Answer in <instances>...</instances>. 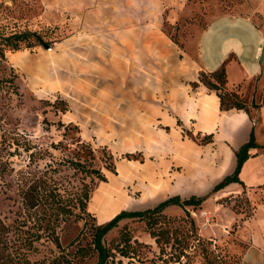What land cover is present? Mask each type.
Wrapping results in <instances>:
<instances>
[{"label": "rangeland", "instance_id": "rangeland-1", "mask_svg": "<svg viewBox=\"0 0 264 264\" xmlns=\"http://www.w3.org/2000/svg\"><path fill=\"white\" fill-rule=\"evenodd\" d=\"M163 2L167 8L158 9L157 26L153 27L156 30L154 45L143 40L144 23L130 24L131 11L118 10L121 18L115 23L75 26L69 24L67 11L57 16L58 12L51 9L49 0H0V78H8L0 80L2 153L16 169L24 167L28 161L24 147L29 141L48 148L56 158H62L70 151L62 146H51L52 142L63 140L64 129L58 125L59 121L79 125L81 138L96 150V166L107 176L106 181L97 180L89 201V210L98 224L106 223L124 209L146 210L171 196L179 195L182 199L204 196L213 187L209 183L215 180L216 169L212 165L216 164L215 158L217 165H223L229 159L234 162L229 148L217 154L215 145L205 146L208 138L196 135L191 122H172L181 105L166 87L165 69L172 66V62H179L181 48L212 18L226 13L259 11L262 1ZM135 31L142 32V41L136 48L151 56H131L134 49L129 47V39H137L138 32ZM26 33L29 35L25 38L17 37ZM38 36L51 47L46 49L39 44ZM210 81L215 83L217 79L200 72L198 80L191 82L189 93L193 100L189 113L192 115H197L202 93L215 92L205 84ZM222 91L223 94L225 91ZM225 96L224 107L235 102L230 93ZM66 104L68 110L64 112L61 109ZM201 106L218 121L214 94L204 96ZM248 109L255 115L254 107ZM199 110V124H203L204 113ZM74 132L70 129L68 133L73 135ZM179 141L185 153L179 151ZM104 147L113 155L116 173L102 160L105 158ZM9 149L14 151L11 157ZM48 160L46 156L39 164L43 166ZM199 163L208 166L198 177V188L201 189L197 190L184 180L191 177L194 168L202 166L194 165ZM151 169L158 176L170 178L171 182L161 179L150 182V177L156 174L138 175L139 172H151ZM217 169H221L220 166ZM7 179L12 180L11 177ZM90 181L88 177L87 182ZM165 194L168 195L165 197ZM228 197L224 203L246 217L255 205L264 203V186ZM118 203L125 205L106 216ZM20 209L21 202L15 190L5 192L1 189L0 215L11 227L15 225ZM186 209L190 214L173 204L165 208V216L156 219L154 227L157 230L166 228L171 232V243L165 250L149 233L145 219L121 220L118 227L105 236V242L110 247H124L129 256L114 249V264H178V259L184 264H207L203 243L210 256L218 258V264H239L241 253L233 251L230 242L236 240L243 217L227 227L230 237L215 242L203 236L200 229L202 224L205 227L220 226L215 224L217 215L210 212L204 202ZM88 221L92 223L94 219L88 218ZM58 233L62 247L43 239L35 244L37 248L28 251L31 260H39L37 264L96 263L97 252L93 249L90 225L73 220L64 224ZM79 247L84 250L77 251Z\"/></svg>", "mask_w": 264, "mask_h": 264}, {"label": "crops", "instance_id": "crops-1", "mask_svg": "<svg viewBox=\"0 0 264 264\" xmlns=\"http://www.w3.org/2000/svg\"><path fill=\"white\" fill-rule=\"evenodd\" d=\"M258 1H262L259 11L226 13L212 18L195 38L184 44L179 62L174 61L172 66L165 69L164 78L166 87H169L172 93L171 96H175L181 105L177 115L172 117V122H191L195 126L193 132L196 135L208 138L205 146L215 145L217 154H221L224 148H229L234 155V162L226 158L229 160L224 161L223 165H217L215 158L216 164H212L216 169L215 180L209 183L213 187L226 175L234 172L235 152L249 141L250 134L254 130L258 147L250 149L251 155H255L244 162L239 174L245 186L239 182H232L205 200V207L217 215L218 222L215 224L220 226L205 227L202 224L200 229L203 236L220 242L230 237L227 227L243 217V224L237 231L236 240L230 242L232 250L241 253V264H264V203L255 205L251 214L244 217L242 212L234 211L219 200L230 194L238 196L246 189H255L264 185V0ZM49 3L51 9L58 12L57 16L67 11L69 24L75 26L96 27L103 26L106 22L115 23L121 18L118 10L131 11L129 14L134 18H128L130 24L135 26L144 23L143 40L154 45L156 30L153 27L157 26L158 9L162 10V6L167 8L163 0H49ZM135 32H138L137 39H129V47L132 46L134 49L131 56L133 58L151 56L144 50L136 48V45L142 41L140 35L142 32ZM222 67L226 70L227 90L239 94L248 108L254 107L255 115L250 110L247 112L237 108H222L220 97L216 92L202 93L196 110L197 115L189 113V106L192 105L193 100L189 93V89L192 88L191 82L198 80L200 72L212 73ZM213 94L216 96L218 121L201 106L203 97H211ZM199 109L204 113L203 124H199L201 119ZM181 140L183 142V139ZM192 140L196 143L194 139ZM196 145L199 146L198 143ZM178 146L179 151L185 153L180 141ZM210 157L214 158L212 155ZM194 165L202 166L194 168L195 172L184 181L199 190L201 188H198V177L203 175L208 165L203 163ZM218 166L221 169H217ZM226 168L229 169L225 170ZM151 174L156 172L151 169V172L142 174L139 172L138 175ZM150 179V182L160 179L166 180V183L171 182L170 178L157 174Z\"/></svg>", "mask_w": 264, "mask_h": 264}, {"label": "trees", "instance_id": "trees-1", "mask_svg": "<svg viewBox=\"0 0 264 264\" xmlns=\"http://www.w3.org/2000/svg\"><path fill=\"white\" fill-rule=\"evenodd\" d=\"M28 35L29 33H26L17 35V37L22 39ZM37 39L39 44L45 43L41 36H38ZM14 48L17 49L16 46ZM202 73L212 75L217 79L215 83L210 81L205 82V84L220 97L222 108H237L248 112V105L239 94L227 90V77L224 67L212 73ZM0 80H8V78H0ZM222 90L225 91L223 94L221 93ZM227 92L230 93L235 102L224 107L225 93ZM253 105L257 106L255 103ZM61 110L66 112L68 105L66 104ZM45 120L49 122L47 119ZM58 125L64 129L63 140L58 143L52 142L51 146L54 148L62 146L70 151L69 155L62 158H56L48 148L40 147L29 141L24 147L28 153V161L24 167L16 169L11 164L9 157L5 158L2 153L3 149L0 147V190L3 189L5 192L15 190L21 202V209L17 212L18 217L13 227L8 225L0 215V264H37L40 261L31 260L28 251L37 248L35 244L43 239H49L61 248L58 230L73 220L84 221V225L91 226L92 245L97 252L95 264H114L116 258L114 249L124 256H129L124 247H120V245L110 247L105 242V236L118 227L120 221L125 218L145 219L149 233L155 238L161 249L165 250V247L171 243V232L166 228L157 230L154 227L156 219L165 216V208L176 204L184 208L187 214H190L186 209L188 206L198 207L202 205L212 194L228 184L239 182L245 186L239 174L244 162L250 156L255 155H251L250 149L258 147L254 130H252L249 141L235 152L236 168L234 172L226 175L204 196L193 195L187 199H182L179 195L171 196L155 207L146 210L124 209L106 223L98 224L96 217L89 210V201L97 180L106 181L107 176L101 167L96 166V150L90 143L81 138L79 125L73 122L64 123L62 120L59 121ZM70 129L75 130L73 135H69ZM103 152H105V158L102 160L106 167L116 173L113 155L107 152V147L103 148ZM8 155L13 156L14 151L9 149ZM46 156L49 157V160L41 166L39 160ZM8 177H11L12 180H8ZM88 177L91 179L90 182H87ZM225 198L229 197H224L219 202L224 203ZM88 218H92L94 221L91 223ZM197 239L201 242L200 238ZM127 241L129 242L130 239ZM202 245L204 246L207 264H218V258L211 257L206 245L204 243ZM79 250L83 251L84 249L79 247L77 251ZM240 260L239 264H241ZM177 262L184 264L181 259H178Z\"/></svg>", "mask_w": 264, "mask_h": 264}, {"label": "bare ground", "instance_id": "bare-ground-1", "mask_svg": "<svg viewBox=\"0 0 264 264\" xmlns=\"http://www.w3.org/2000/svg\"><path fill=\"white\" fill-rule=\"evenodd\" d=\"M124 205H125L124 203H118L117 205H115L114 207H112V210L106 216H109L113 212H116L121 206H124Z\"/></svg>", "mask_w": 264, "mask_h": 264}, {"label": "water", "instance_id": "water-1", "mask_svg": "<svg viewBox=\"0 0 264 264\" xmlns=\"http://www.w3.org/2000/svg\"><path fill=\"white\" fill-rule=\"evenodd\" d=\"M44 48L48 49L51 47V44L48 42H45L44 44H42Z\"/></svg>", "mask_w": 264, "mask_h": 264}]
</instances>
